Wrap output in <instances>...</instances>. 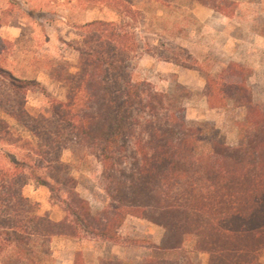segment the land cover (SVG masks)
<instances>
[{
  "label": "trees",
  "instance_id": "obj_1",
  "mask_svg": "<svg viewBox=\"0 0 264 264\" xmlns=\"http://www.w3.org/2000/svg\"><path fill=\"white\" fill-rule=\"evenodd\" d=\"M104 7L112 19L80 26L75 47L78 73L68 74L66 101H55L49 116L27 109L29 82L8 68L12 45L0 34V146H16L22 157L0 154V264H45L56 239L91 234L102 243L119 244L129 217L166 230L162 245L138 264H261L264 255V103H255L251 69L230 63L219 77L207 75L211 109L229 100L245 110L239 124L243 141L232 146L192 123L179 103L184 86L160 92L133 79L128 64L140 44L135 24L141 16L132 0H85ZM169 6L172 0H150ZM216 13L235 12L234 0H193ZM33 136L17 135L9 120ZM133 143L131 163H125ZM78 146L103 167L110 199L100 215L71 190L65 215L54 220L24 194L32 181L50 187L41 170L64 171L63 150ZM65 185L74 183L67 175ZM177 254L176 259L170 256ZM206 256V262L194 256ZM74 264H85L82 252ZM100 264H124L102 259Z\"/></svg>",
  "mask_w": 264,
  "mask_h": 264
},
{
  "label": "rangeland",
  "instance_id": "obj_2",
  "mask_svg": "<svg viewBox=\"0 0 264 264\" xmlns=\"http://www.w3.org/2000/svg\"><path fill=\"white\" fill-rule=\"evenodd\" d=\"M132 1L141 10L135 24L140 48L128 64L133 79L149 83L160 92L172 91L176 83H181L184 89L178 93L179 103L187 118L205 129V144L220 140L239 145L243 141L239 124L245 122V110L231 100L224 108L211 109L205 93L206 79L207 75L219 77L232 60L245 67L253 66V99L264 103V49L256 48L261 43L254 42L256 33L264 35V11L253 15L257 8H264V1H234L235 10L242 9L243 27H237L239 22L232 19L235 14L227 15L231 21L225 26L202 21L200 5L193 0H172L169 6L150 0ZM97 18L116 17L85 0H0V34L12 45L8 68L16 78L29 82L27 109L33 117H47L53 102L66 101L70 88L67 76L79 72L80 57L75 47L82 41L80 26ZM230 38L234 39L227 51ZM9 122L17 135L33 138L22 125L12 119ZM129 150L125 160L128 167L133 143ZM5 151L20 158L25 154L16 146H0V154ZM61 160L64 171L49 167L41 170L50 187L32 181L24 188V194L38 203L42 214L48 213L54 220L64 217L67 202L72 201L71 190L90 202L94 215L102 214L110 199L99 159L88 150L72 146L63 150ZM67 175L74 183L66 186ZM128 219L119 231V244L102 243L86 233L79 240L56 239L45 264H69L70 256L74 258L76 252H82L85 264H100L102 259L138 264L151 255L152 244H163L167 232L146 220ZM165 257L176 259L177 254ZM206 259L203 255L194 256L195 261L205 263Z\"/></svg>",
  "mask_w": 264,
  "mask_h": 264
},
{
  "label": "crops",
  "instance_id": "obj_3",
  "mask_svg": "<svg viewBox=\"0 0 264 264\" xmlns=\"http://www.w3.org/2000/svg\"><path fill=\"white\" fill-rule=\"evenodd\" d=\"M234 1H236V0H234ZM264 1V0H263ZM236 2H238V1H236ZM200 5V4H199ZM200 8H198L199 9V17H200V19L202 20V21H204V22H218V24H220V25H227L226 24V22L227 21H231L230 20V18H228L227 16H224V15H221L220 13H216L214 10H212V9H210V8H207V7H204V6H199ZM263 11H264V8H257L256 10H255V12L253 13V15L254 16H256V15H262L263 14ZM235 15H233V16H235V17H233L232 19H236L239 23V25L237 26V27H243V20H241L242 18L240 17V16H242V9L241 10H238V9H236L235 10V13H234ZM244 15H246V13L244 14ZM236 27V28H237ZM232 39H234V38H230V41L228 42V46H227V48H226V46H225V48H226V50L228 51V49H230V46L232 45V43H233V41H232ZM254 42L256 43V45L258 44V43H261L260 45H258L256 48H259V49H264V35L263 34H260V33H256V36L254 37ZM234 42H236V39H235V41ZM263 47V48H262ZM224 48V49H225ZM230 63H237V64H241V63H238V62H236V61H231V62H229V63H227L226 65H228V64H230ZM226 65L224 66V68L226 67ZM241 65H244V64H241ZM245 66V65H244ZM223 68V69H224ZM249 69H251V71H252V75H251V77H250V79H249V85H250V87L252 86V78H253V69H254V67L252 66V68L251 67H248ZM223 69H222V72H223ZM221 72V73H222ZM220 73V74H221ZM219 74V75H220ZM181 84V83H180ZM252 93H253V90H252ZM63 219V218H62ZM129 219H127L126 220V222L128 221ZM59 239H62V240H67V241H69L70 239H66V238H59ZM108 244H112V243H108ZM157 245V244H156ZM77 253V252H76ZM147 258V257H146ZM144 260V259H143ZM74 261H75V255H74V258H72L71 259V256H70V263L69 264H74ZM141 262V261H140Z\"/></svg>",
  "mask_w": 264,
  "mask_h": 264
}]
</instances>
